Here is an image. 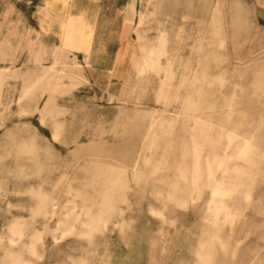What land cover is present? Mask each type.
Wrapping results in <instances>:
<instances>
[{
	"label": "rangeland",
	"instance_id": "1",
	"mask_svg": "<svg viewBox=\"0 0 264 264\" xmlns=\"http://www.w3.org/2000/svg\"><path fill=\"white\" fill-rule=\"evenodd\" d=\"M134 16L123 46L0 29V264H264V33L240 0Z\"/></svg>",
	"mask_w": 264,
	"mask_h": 264
},
{
	"label": "crops",
	"instance_id": "2",
	"mask_svg": "<svg viewBox=\"0 0 264 264\" xmlns=\"http://www.w3.org/2000/svg\"><path fill=\"white\" fill-rule=\"evenodd\" d=\"M240 2L248 16L249 36L263 35L264 0ZM0 6V29L8 47L14 38L15 46L25 48L111 47L124 45L123 32L136 22L129 14L138 13L139 0H0ZM99 31L106 33L102 37ZM99 38L104 43H96Z\"/></svg>",
	"mask_w": 264,
	"mask_h": 264
}]
</instances>
